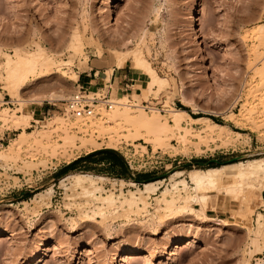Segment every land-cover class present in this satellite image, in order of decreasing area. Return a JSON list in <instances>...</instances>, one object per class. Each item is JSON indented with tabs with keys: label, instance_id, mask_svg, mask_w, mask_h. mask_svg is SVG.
<instances>
[{
	"label": "rangeland",
	"instance_id": "1",
	"mask_svg": "<svg viewBox=\"0 0 264 264\" xmlns=\"http://www.w3.org/2000/svg\"><path fill=\"white\" fill-rule=\"evenodd\" d=\"M259 25L264 26V0H0L2 52L36 50V41L44 43L57 60L67 62L61 71L54 69L52 75L23 85L19 98H11L0 81V113L7 107L10 115H32L25 130L34 136L47 132L52 135L51 145L61 144L56 151L46 152L33 141L19 146L16 139L22 128L0 145L7 155L0 160V264H264V241L255 245L254 232L239 218L238 206L226 199H234L231 194H237L236 189L232 193L228 189L225 199L220 196L212 206H205L201 199L174 207L162 203L159 209L162 185L148 197V208L137 212L100 208V200L86 201L88 197L79 193L74 196L68 181L67 187L60 183L70 173L98 174L109 178L96 180L104 190L99 194L102 198L115 187L113 193L118 195L114 197L124 199L129 197L128 190L143 188V183L169 182L176 171L264 160V82L259 78L264 47L253 38ZM74 32L85 44L77 55L68 49ZM136 47L170 81V88L158 98L143 92L147 77L140 70V80L133 87L110 82L108 71L118 68L113 53H128ZM72 75H76L74 80ZM87 80L90 85L85 84ZM90 86L84 96L99 99V104L92 118L78 119L66 109V102L80 87ZM182 89L188 104L180 101ZM125 97L131 100L126 101L129 104L144 106L158 99V111L165 116L167 101L194 118L209 117L242 136L227 130L207 134L205 122L189 120L185 126L191 133L185 143L170 136L167 149L156 147L146 141L151 136L145 132L131 136L130 128L106 121L109 118L102 113L108 107L102 102L125 101ZM145 111L152 113L149 108ZM95 124H101L102 130H96ZM13 129H18L13 123L0 122L1 132ZM67 134L74 137L73 143L64 144ZM110 136L119 137L113 150L139 181L110 175L108 167L88 162L67 172L70 163L92 153L78 150L81 140L94 139L101 149H111ZM120 179L136 185L120 184ZM177 179L189 181V176ZM261 180L251 176L243 183L257 185ZM49 188V198L31 202L36 193ZM24 201L30 202L28 209ZM259 213L264 216V206L253 209L254 231ZM8 233L14 237L9 239ZM126 254L138 255L124 260Z\"/></svg>",
	"mask_w": 264,
	"mask_h": 264
},
{
	"label": "bare ground",
	"instance_id": "2",
	"mask_svg": "<svg viewBox=\"0 0 264 264\" xmlns=\"http://www.w3.org/2000/svg\"><path fill=\"white\" fill-rule=\"evenodd\" d=\"M35 36V33L33 34ZM256 37V38H255ZM253 38L258 41L260 46L264 47V26L259 25L253 31ZM36 50H31L28 48H17L15 49L14 54H7L0 50V57H3V60L0 62V81L5 82L7 94L11 98H19L20 97V89L26 83L38 79L43 78L48 75H52L56 70L61 71V67L64 66L67 62H61L57 60L54 56H52L44 43L35 41ZM85 47L84 41L78 32H74L72 34L70 43L68 45V49L75 55L81 54ZM258 53V52H257ZM103 56V52L100 50L98 52V57L101 58ZM115 64L118 68L125 67L128 60L132 62V67L135 70H140L142 74L147 77V85L144 88L143 92L147 94V97L151 94H154V98L157 97L161 91L166 88H170V81L168 78L161 77L155 68L149 63V61L145 58L143 50L141 47H136L134 50L124 53V54H116L113 53ZM88 59V56H85ZM263 57V56H262ZM56 69L54 72L53 70ZM113 70H109V77L111 76ZM71 79H75L76 75H72ZM261 80L264 82V70L260 72ZM139 94H135V97H138ZM1 96V94H0ZM53 97L54 95H49ZM88 98V97H87ZM158 98V97H157ZM126 99V97H125ZM38 100V99H37ZM91 101L95 99H89ZM126 101H131L130 99H126L125 101H112L111 109H107L102 112L109 119L106 121L118 122L124 125L127 128H130V135L137 136V131H143L148 136H151L149 139H146L147 142H153L156 147H160L163 149H167L170 146L169 139L170 136H178L182 143H185L188 140V134L190 132V128L185 126V123H188L189 120L194 122H205L206 126L204 131L208 134H212L216 130L223 131L228 130L225 126L212 121L209 117H192L186 110L173 108L166 101L167 112L168 115L165 116L159 113L158 107L154 106H144L140 104H129ZM180 101L182 103L188 104V99L186 97L185 92H180ZM36 102V101H35ZM5 103H7L5 101ZM97 105V104H96ZM136 108V109H133ZM146 108H149L152 112L151 115L145 111ZM56 119L61 120L62 117L56 115ZM33 119V116L30 114H8V108L5 107L3 111L0 113V122L2 124H9L10 122L16 128L23 127L25 128L29 125L30 120ZM104 119V118H103ZM60 123V122H59ZM65 123V121H64ZM63 123V125H64ZM57 126V125H56ZM96 130H102L101 124L94 125ZM3 127V126H2ZM24 130V129H23ZM62 130V129H61ZM133 131L135 133H133ZM203 132V131H202ZM235 133L237 136H242L240 132L231 131ZM205 133V134H206ZM34 132L22 131L19 134V137L16 139V143L19 146L30 145V142L33 141L36 148L41 149L43 151H48V149L52 148L56 151L61 144L51 145L50 140L51 136L49 133L44 132L39 134L38 136L33 135ZM68 135V134H67ZM173 135V136H172ZM190 135V134H189ZM219 135V134H218ZM202 136V135H200ZM221 136V134H220ZM199 137V136H198ZM211 137V136H210ZM203 138V137H201ZM74 137L68 135L64 139V144L73 143ZM199 139V138H198ZM206 139V138H205ZM73 141V142H72ZM204 142V141H203ZM230 144V142L228 141ZM108 148L117 149L119 145V137L118 139L114 136L109 137ZM100 144L94 139H83L79 146H77L78 150H88L92 151V149L100 148ZM33 146V147H34ZM32 147V146H31ZM37 149V150H38ZM7 155L4 151L0 150V160L6 159ZM231 170V173H228V169ZM230 172V171H229ZM184 174H188L189 181L186 179L176 180V178L183 176ZM260 177L262 180L259 184H249L245 185L243 183V179L245 177ZM108 177H104L98 174L91 173H70L66 175L60 183L66 186V181L70 183V187H67L69 191H72V195L84 194L87 199L86 201H92L96 199L101 202V207L103 209H117V207H121L126 211H145L148 206V197L150 194L155 193L156 191L162 188L161 198H157V206L159 209L162 206V203H165L168 207H174L177 203H187L191 200H203L205 206H212L218 201L221 197H226L227 190L231 189L235 191L237 190V194H231L234 196L230 201L233 200V205L238 206L239 218L244 222V224L250 229V231L254 232V243L256 245V241L263 240L264 241V225L262 214H258L257 220V228L254 231L252 226V213L253 209L257 205L264 206V199L262 193L264 191V160L261 158L246 160V163L240 162L237 164H229L223 165L219 167H213L209 169H191L188 171H176L169 177V182L164 180H158L155 182H146L143 183V188H136V190H128L129 197H123L124 199H117L114 196L118 195L113 193L116 189L111 191L112 194L106 197H101L99 194L102 191V187H98L96 180H106ZM250 180V178H249ZM120 184H132L136 185L134 182H126L124 179L119 180ZM98 182V181H97ZM102 182V181H101ZM60 184V185H61ZM243 184L245 187H243ZM229 185L230 188H229ZM51 187V186H50ZM66 188V189H67ZM102 188V189H101ZM67 189V190H68ZM104 191V190H103ZM102 191V192H103ZM116 191V190H115ZM120 191H122L120 189ZM192 191V192H191ZM202 191H208L206 193H202ZM229 191V190H228ZM233 191V192H234ZM110 192V190H109ZM104 193V192H103ZM52 194V188L44 190L41 193H36V195L31 199V202H35L40 200L39 197H43L48 195V198ZM122 194V192H121ZM119 194V195H121ZM71 195V196H72ZM99 195V197H97ZM125 195V194H124ZM236 195V196H235ZM84 196V197H85ZM47 197V196H46ZM101 197V198H100ZM120 197V196H119ZM156 200V199H155ZM85 201V202H86ZM94 201V202H95ZM38 202V201H37ZM97 203V202H96ZM24 208L28 209V205L30 202L24 201ZM88 204V202H86ZM155 207V209H157ZM259 207V206H258ZM100 208L98 210H100ZM154 208V207H153ZM26 209V210H27ZM102 209V210H103ZM124 210V211H125ZM110 211V210H109ZM114 211V210H113ZM104 212V210L102 211ZM106 212V211H105ZM104 214V213H103ZM257 214V213H256ZM264 218V216H263ZM262 218V219H263ZM243 226V225H242ZM248 229V230H249ZM248 231V232H250ZM9 239L14 237L12 233H8ZM138 255V254H137ZM136 254H126L122 257L123 259L132 260L137 258Z\"/></svg>",
	"mask_w": 264,
	"mask_h": 264
},
{
	"label": "crops",
	"instance_id": "3",
	"mask_svg": "<svg viewBox=\"0 0 264 264\" xmlns=\"http://www.w3.org/2000/svg\"><path fill=\"white\" fill-rule=\"evenodd\" d=\"M91 70H93V69H91ZM96 74L99 75V71H97V73H93V76H95V78H97ZM88 76H92V73L84 75V77H88ZM140 76H141V73L137 69L135 70V68H133L132 66L127 67V65H125V67L113 69V73L111 74L110 82L111 83H117L118 86H121V87L127 89V88L135 86L136 83L140 80ZM129 82H131V84H129ZM90 83L91 82L89 80H87L85 82L86 85H90ZM90 89H91V86H90V88H87L86 90L89 91ZM152 104H154V105H148V106L158 107L159 106L158 105V99H153ZM22 128L23 127H20L18 129H13V130H6L4 132L0 131V145H3L4 141H7L10 139V135L13 133V131L22 130ZM23 129L25 130V128H23ZM24 130H22V131H24ZM12 135H15V134H12ZM97 150H101V148L93 149L90 152H94ZM88 154H90V153H86L85 156H87ZM82 164H86V162H82ZM89 164L93 165V166H97V165L102 166L103 165V166L108 167L110 163H109V160H105V161H102L101 163H89ZM262 196H263V193H262ZM263 199H264V197H263Z\"/></svg>",
	"mask_w": 264,
	"mask_h": 264
},
{
	"label": "trees",
	"instance_id": "4",
	"mask_svg": "<svg viewBox=\"0 0 264 264\" xmlns=\"http://www.w3.org/2000/svg\"><path fill=\"white\" fill-rule=\"evenodd\" d=\"M109 160L108 170L111 171L110 175H115L121 178L134 179L139 181V178L131 176L129 168L124 159L119 153L113 149H101L94 151L87 156L80 157L74 162L70 163L66 169L68 171H74L78 169V164L82 162L88 163H101L102 161Z\"/></svg>",
	"mask_w": 264,
	"mask_h": 264
},
{
	"label": "built area",
	"instance_id": "5",
	"mask_svg": "<svg viewBox=\"0 0 264 264\" xmlns=\"http://www.w3.org/2000/svg\"><path fill=\"white\" fill-rule=\"evenodd\" d=\"M84 87H80L79 91L74 94L66 102V109H69L74 117L78 119H90L95 115V106L99 104V99L93 101L86 99L84 94L86 93ZM106 99V98H104ZM92 103V104H91ZM102 104H105L106 107L110 110L112 105L109 100H104Z\"/></svg>",
	"mask_w": 264,
	"mask_h": 264
},
{
	"label": "water",
	"instance_id": "6",
	"mask_svg": "<svg viewBox=\"0 0 264 264\" xmlns=\"http://www.w3.org/2000/svg\"><path fill=\"white\" fill-rule=\"evenodd\" d=\"M240 158H242V157H239V158H236V159H240ZM210 162H212V163H218L217 160H210ZM204 165H209V163H206V164H204Z\"/></svg>",
	"mask_w": 264,
	"mask_h": 264
}]
</instances>
